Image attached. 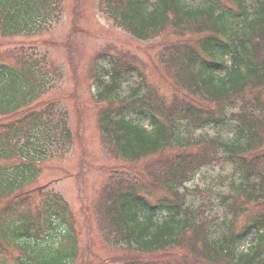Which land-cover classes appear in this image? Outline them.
I'll list each match as a JSON object with an SVG mask.
<instances>
[{
	"label": "trees",
	"instance_id": "16d2710c",
	"mask_svg": "<svg viewBox=\"0 0 264 264\" xmlns=\"http://www.w3.org/2000/svg\"><path fill=\"white\" fill-rule=\"evenodd\" d=\"M98 1L136 42L171 36L155 48L163 88L127 54L101 50L92 62L102 145L121 163L96 168L107 175L94 207L96 235L111 251L102 264H264V0ZM64 10L65 0H0V37L46 34ZM29 50L0 55V264H92L94 239L81 252L68 202L51 181L32 189L41 165L81 138L71 115L83 105L76 92L45 100L57 89L58 62ZM136 74L140 86L122 97L119 82ZM212 128L228 135H194ZM214 167L238 176L221 217L187 187Z\"/></svg>",
	"mask_w": 264,
	"mask_h": 264
},
{
	"label": "rangeland",
	"instance_id": "374dc122",
	"mask_svg": "<svg viewBox=\"0 0 264 264\" xmlns=\"http://www.w3.org/2000/svg\"><path fill=\"white\" fill-rule=\"evenodd\" d=\"M75 14L79 15L77 19ZM74 24L91 35L74 33L72 31ZM70 35H72V53L67 51V47L64 46L65 43L70 45ZM170 37L169 35L151 44L136 42L102 14L98 0H84V6L80 9L76 8L74 0H65V10L60 23L41 36L0 37V55L8 50L15 51L24 47L30 51L29 48L35 47V51L38 53L47 51L50 59H55L58 62L60 75L56 78L57 89L50 90L45 100L76 92L83 105L81 111L78 109L71 115V128L75 133L76 128L81 126V138H76L75 135L74 149L67 156L41 165V176L34 183L32 189L64 175H70L68 179L52 185V188L64 197L77 219L81 252L89 239H94L95 243L91 247L99 258L92 264H102V260L111 254V251L100 243L96 235L100 225L97 221L98 217L95 218L94 207L96 208L107 177L104 172L96 168L104 169L121 165L120 162L113 161L107 155L102 145L97 122L99 106L93 99L96 87H93L89 77L93 59L95 54L101 50L112 51V54L115 52L127 54L129 62L145 70V75L149 77L153 87L163 88L165 87L164 75L157 69L159 67L155 48L156 45L169 40ZM67 56L72 57L73 67L68 64ZM102 66L109 68V62H102ZM75 72L76 79L73 77ZM119 83L118 91L121 96L131 97L133 91L140 86V78L137 74L126 75ZM78 114L81 115L79 117L82 118L81 122L78 120ZM143 122L148 125V121ZM194 135L210 138L217 135L227 136L228 131L212 128L196 131ZM79 142L81 145H78ZM234 181H238L234 170L214 167L202 171L187 187L201 191V194L193 195L190 198L198 206L206 205L204 208L206 214L209 215L212 211L213 215L217 214L221 217L224 210L222 196H227L230 185ZM9 253L17 255L15 250H10ZM80 263L81 258L75 264Z\"/></svg>",
	"mask_w": 264,
	"mask_h": 264
}]
</instances>
